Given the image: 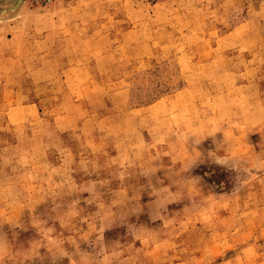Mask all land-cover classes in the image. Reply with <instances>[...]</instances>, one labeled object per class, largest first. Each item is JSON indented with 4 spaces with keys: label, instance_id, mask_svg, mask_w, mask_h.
<instances>
[{
    "label": "rangeland",
    "instance_id": "374dc122",
    "mask_svg": "<svg viewBox=\"0 0 264 264\" xmlns=\"http://www.w3.org/2000/svg\"><path fill=\"white\" fill-rule=\"evenodd\" d=\"M0 264H264V0H0Z\"/></svg>",
    "mask_w": 264,
    "mask_h": 264
}]
</instances>
